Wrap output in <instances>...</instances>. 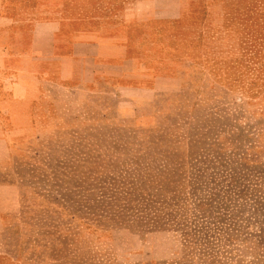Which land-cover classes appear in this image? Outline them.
<instances>
[{
    "label": "rangeland",
    "instance_id": "1",
    "mask_svg": "<svg viewBox=\"0 0 264 264\" xmlns=\"http://www.w3.org/2000/svg\"><path fill=\"white\" fill-rule=\"evenodd\" d=\"M0 16L129 30L148 69L33 80L0 173L20 191L0 264H264V0H0Z\"/></svg>",
    "mask_w": 264,
    "mask_h": 264
},
{
    "label": "crops",
    "instance_id": "2",
    "mask_svg": "<svg viewBox=\"0 0 264 264\" xmlns=\"http://www.w3.org/2000/svg\"><path fill=\"white\" fill-rule=\"evenodd\" d=\"M3 20L0 16V22ZM62 29L60 22L52 21L21 29L14 19L0 26V173H4L2 169L13 153L12 137L17 136L16 131L29 128V109L40 89L33 83L35 78L46 81L51 77L54 82L73 80L89 85L106 79L119 83L135 76H148L139 57L130 53L133 41L129 30L107 35L104 28L85 34L77 26L67 37ZM160 80L155 77V82ZM18 104L25 108L20 111ZM20 119L27 126L20 125ZM19 203V188L0 180V225L6 214L18 210Z\"/></svg>",
    "mask_w": 264,
    "mask_h": 264
}]
</instances>
